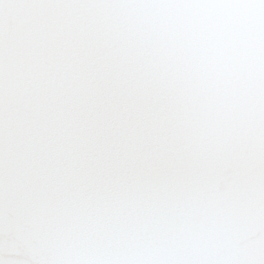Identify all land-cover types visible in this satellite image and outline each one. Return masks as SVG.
I'll use <instances>...</instances> for the list:
<instances>
[{"label": "snow or ice", "instance_id": "1", "mask_svg": "<svg viewBox=\"0 0 264 264\" xmlns=\"http://www.w3.org/2000/svg\"><path fill=\"white\" fill-rule=\"evenodd\" d=\"M0 264H264V0H0Z\"/></svg>", "mask_w": 264, "mask_h": 264}]
</instances>
